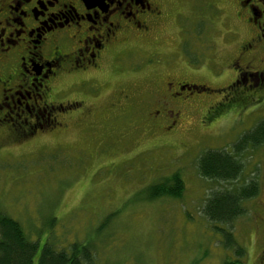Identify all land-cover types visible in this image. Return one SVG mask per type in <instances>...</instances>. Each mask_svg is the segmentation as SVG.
I'll return each mask as SVG.
<instances>
[{"label":"rangeland","instance_id":"1","mask_svg":"<svg viewBox=\"0 0 264 264\" xmlns=\"http://www.w3.org/2000/svg\"><path fill=\"white\" fill-rule=\"evenodd\" d=\"M221 1L212 4L225 12L206 17L196 0H170V23L158 28L159 47L144 49L149 55L115 52L105 67L108 80L130 91L148 89L154 81L142 79V68L149 71L168 55L163 48L173 49L179 39L181 58L193 61L199 21L212 23L219 35L231 25ZM209 67L208 75L194 80L206 90L193 93L195 107L184 111L173 133L155 128L154 113L138 105L104 114L97 104L85 116L66 119L62 133L25 141L0 138V211L40 245L67 252L74 244L86 247L94 264H239L238 258L241 264H264V145L240 153L234 147L264 121V107L232 115L220 106L211 110L222 102L225 93L219 90L229 77L217 78ZM208 150L238 158L243 170L237 182L199 175L197 160ZM173 174L183 182L179 198L154 189ZM254 180L259 194L242 204V216L227 225L208 222L202 208L212 193ZM225 234L231 235L232 248L225 245Z\"/></svg>","mask_w":264,"mask_h":264},{"label":"flooded vegetation","instance_id":"2","mask_svg":"<svg viewBox=\"0 0 264 264\" xmlns=\"http://www.w3.org/2000/svg\"><path fill=\"white\" fill-rule=\"evenodd\" d=\"M212 1L196 0L194 6L206 17L225 12ZM169 2L0 0V138L25 141L62 133L66 119L85 116L97 104L104 114L138 105L154 113L155 128L173 133L184 111L194 109L193 93L206 90L194 80L208 75L210 65L217 78L229 77L219 90L225 93L222 102L211 110L220 106L232 115L264 107V0L221 1L231 25L219 35L212 23L199 21L193 61L181 58L180 39L173 49L163 48L167 56L149 71L142 68V79L154 81L148 89L130 91L108 80L105 67L115 52L149 55L144 49L159 47L158 28L170 23ZM197 55L206 61L197 62ZM87 122L94 124L79 123Z\"/></svg>","mask_w":264,"mask_h":264},{"label":"trees","instance_id":"3","mask_svg":"<svg viewBox=\"0 0 264 264\" xmlns=\"http://www.w3.org/2000/svg\"><path fill=\"white\" fill-rule=\"evenodd\" d=\"M261 145H264V121L240 137L234 147L236 153H240L247 146L254 148ZM197 170L204 179L233 184L239 180L243 165L232 154L208 150L198 158ZM154 189L162 191L164 195L179 198L183 191V182L178 174H173ZM258 191V184L254 180L233 189L212 193L204 201L202 212L208 222L230 224L244 214L242 204L254 198ZM224 237L225 245L232 248L231 235L225 234ZM235 254L239 256L241 252L235 250ZM37 255V264H94L86 247L74 244L67 252L55 251L47 242L40 245L39 241L28 238L17 221L0 211V264H34Z\"/></svg>","mask_w":264,"mask_h":264}]
</instances>
